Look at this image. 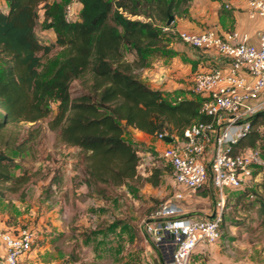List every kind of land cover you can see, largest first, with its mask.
<instances>
[{
    "label": "trees",
    "instance_id": "trees-1",
    "mask_svg": "<svg viewBox=\"0 0 264 264\" xmlns=\"http://www.w3.org/2000/svg\"><path fill=\"white\" fill-rule=\"evenodd\" d=\"M0 1L7 6L5 11L0 8L1 187L13 180L17 164L7 151L31 147L44 131L42 122L52 115L54 103L57 110L47 126L63 144L80 148L85 179L102 191L137 175L141 156L126 137L130 128L156 137L164 132L182 136L192 123L211 120L200 112L203 98L190 89L172 98L171 92L152 87L139 75L159 55H172L167 49L170 35L161 26L179 2L189 0H78V18L70 21L65 14L73 0ZM42 16L44 28L55 33L51 43L38 38ZM56 47L59 51L51 55ZM76 80L81 91L73 95ZM250 121L252 130L232 145V151L257 147L263 155L264 110ZM25 124L31 125L23 130ZM29 178L25 172L14 181ZM60 181L55 174L52 182ZM261 189L256 210L264 222V177ZM240 196L231 203L226 195V209L228 204L237 207ZM226 215L224 210V222Z\"/></svg>",
    "mask_w": 264,
    "mask_h": 264
},
{
    "label": "crops",
    "instance_id": "crops-1",
    "mask_svg": "<svg viewBox=\"0 0 264 264\" xmlns=\"http://www.w3.org/2000/svg\"><path fill=\"white\" fill-rule=\"evenodd\" d=\"M79 7L80 11L81 3ZM173 18L172 25L180 30H215L222 36L237 31L241 36L246 35L247 42L254 46L259 44V32L263 25L258 15L250 13L245 0H232L230 7L225 6V0H189L186 4L179 2L174 9ZM47 30L55 35L52 29ZM169 39L171 41L167 49L173 52L172 55H159L150 67L145 68L148 74L145 81L152 87L164 92L178 91L185 95L196 72L209 70L213 66H219L224 71L229 70V61L217 51L193 47L175 36L170 35ZM260 99H264V92ZM126 137L139 147L141 159L137 175L109 191H102L101 187L88 182L84 175L82 178H75L72 192L76 200L71 210L65 203L58 202L50 205L48 209L44 208L42 202H39L43 206L40 209L31 206L32 204L27 208L17 200H9L6 195H0V217L4 228L13 229L32 223L41 230L39 241L25 257L28 263L81 264L72 254L71 247L63 248V245L76 241L82 244L92 243L95 256L112 257L114 264H173L171 252L153 244L144 231V223L150 219L156 205L163 200H172L177 192H181L183 197L173 200L182 207L184 215L202 218L213 216L220 196L212 180L208 186H205L206 182L204 187L196 191L188 190L175 181L172 167L161 157V152L169 145L177 143L181 136L175 135V139H159L130 128ZM75 147L80 151L79 147ZM8 151L7 154L15 158L17 166L24 151ZM211 155V150H208L204 157L208 164ZM158 158H162L169 165L167 172L159 168ZM48 163L55 162L52 159L46 160L42 166ZM67 169L68 166L64 163L62 171ZM17 176L13 170L12 177ZM43 183L42 181L38 188L35 203L38 197H50L51 192L43 187ZM230 189L239 190L226 188L228 197ZM93 195L100 197L99 203H83L86 196L93 198ZM236 197H229L230 202L234 203ZM224 224L229 226L228 229L243 228V223L228 222L227 217ZM235 237L233 233L225 232L223 226L222 236L217 242L197 245L190 264H257L256 256L252 255L253 250L246 248L248 241L235 240ZM0 251H5L1 235Z\"/></svg>",
    "mask_w": 264,
    "mask_h": 264
},
{
    "label": "built area",
    "instance_id": "built-area-1",
    "mask_svg": "<svg viewBox=\"0 0 264 264\" xmlns=\"http://www.w3.org/2000/svg\"><path fill=\"white\" fill-rule=\"evenodd\" d=\"M252 15L262 20L258 46L247 42L246 35L231 31L222 36L215 30L189 32L162 24V30L199 49H213L229 61V70L219 66L194 74L190 91L203 98L200 112L211 117L209 121H196L184 129L177 143L161 152V157L172 167L175 181L191 191L201 188L211 177L219 193L212 217H192L183 214L174 199L183 197L177 192L172 200L161 201L144 223L145 234L157 247L171 252L173 264H190L198 244H212L222 236L224 222L225 189H240L251 182L258 167L264 166L262 151L250 147L238 152L232 145L252 130L250 117L264 110V0H245ZM232 0H225L230 7ZM65 17L78 18L74 5L69 4ZM138 18L143 19L142 16ZM181 98L179 97V100ZM159 139H175L168 132ZM211 150L209 164L204 160ZM0 217V235L5 251H0L1 264H30L25 260L39 239L34 226L3 227Z\"/></svg>",
    "mask_w": 264,
    "mask_h": 264
},
{
    "label": "rangeland",
    "instance_id": "rangeland-1",
    "mask_svg": "<svg viewBox=\"0 0 264 264\" xmlns=\"http://www.w3.org/2000/svg\"><path fill=\"white\" fill-rule=\"evenodd\" d=\"M70 4L74 5V10L79 11L80 3L78 0H73ZM0 8L5 11L7 10L6 3L0 1ZM42 18L37 26V35L39 40L42 43H51L54 41L55 35L52 31H48L44 28L42 23ZM59 51V47H56L51 55L56 54ZM128 58H133L131 54H127ZM139 75L142 80L148 78L146 70L143 69L139 72ZM81 91V84L76 80L72 83V93L73 95L79 94ZM178 91L171 92L172 98L177 94ZM57 110V104H53L52 115L45 119L42 124L44 126V131L39 135L38 139H35L31 143V147L28 150H24L23 155H20V162L15 167V173L20 176L23 173H27L30 178L28 181L16 182L13 177V180L8 181L4 184L3 187L0 186V190L3 193V196L6 195L9 200H17L21 202V205H24L28 208L30 204L33 207L42 208L43 206L39 205V202H42L45 209H48L50 205H55L58 203H65L67 207L71 210L73 204H75L76 196L73 195V187L75 185V178L83 177L82 167L79 164V151L75 146H66L63 144L56 133V131L51 130L47 126L48 119L52 118ZM31 124H25L22 126L23 130L28 129ZM70 147V148H69ZM9 153V151H8ZM12 155V153H9ZM264 157V154H263ZM15 159V158H14ZM54 160L55 163L45 164L46 160ZM18 160V159H17ZM67 164L68 169L62 171V166L64 163ZM159 168L164 169L165 171L169 169V165L165 163L162 158H158ZM264 166L258 167L254 176L248 184L240 188L239 190L230 189L229 197L240 196L241 202L237 207L228 204L226 211V216L228 222H240L243 223V228H229V226L224 224V231L233 233L235 240L248 241L249 243L246 248L253 250L252 255L256 256L257 264H264V222L263 218L258 216L257 207L258 202L256 196H259L262 193L261 182L263 181L264 175ZM167 172V171H166ZM56 175L61 177V181L52 184V179ZM42 181L43 187L50 190V197H37L38 188H40ZM211 183V177L207 180V185ZM204 187V186H202ZM36 194V196H35ZM227 192L225 191L224 197L226 198ZM96 197V198H95ZM99 196L93 195V198L86 196L82 201L83 203H99ZM226 204V201H225ZM38 209V211H39ZM37 215V214H36ZM36 223V222H34ZM36 226V224H30ZM39 236L41 230L39 229ZM41 237V236H40ZM39 241V240H38ZM246 243V244H247ZM64 246V247H63ZM65 249H71L72 254L77 257L78 261L81 264H114L115 261L112 257L101 255V257L95 256L94 247L92 243L82 244L76 241L71 242L70 244L63 245ZM98 253V252H96ZM63 263V262H61Z\"/></svg>",
    "mask_w": 264,
    "mask_h": 264
},
{
    "label": "water",
    "instance_id": "water-1",
    "mask_svg": "<svg viewBox=\"0 0 264 264\" xmlns=\"http://www.w3.org/2000/svg\"><path fill=\"white\" fill-rule=\"evenodd\" d=\"M173 19H174L173 16H170L169 20L167 21V24L170 25L173 22ZM166 139H169V138L167 137Z\"/></svg>",
    "mask_w": 264,
    "mask_h": 264
},
{
    "label": "bare ground",
    "instance_id": "bare-ground-1",
    "mask_svg": "<svg viewBox=\"0 0 264 264\" xmlns=\"http://www.w3.org/2000/svg\"><path fill=\"white\" fill-rule=\"evenodd\" d=\"M136 18V17H135ZM177 27V26H176Z\"/></svg>",
    "mask_w": 264,
    "mask_h": 264
}]
</instances>
